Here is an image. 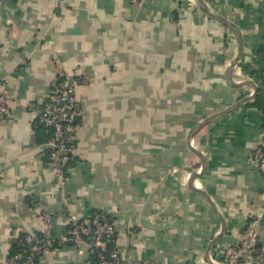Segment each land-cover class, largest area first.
Listing matches in <instances>:
<instances>
[{
    "label": "crops",
    "instance_id": "1",
    "mask_svg": "<svg viewBox=\"0 0 264 264\" xmlns=\"http://www.w3.org/2000/svg\"><path fill=\"white\" fill-rule=\"evenodd\" d=\"M206 1L234 28L199 0H0V264L28 232L45 237L38 264L89 259L60 242L70 211L112 219L128 264H219L251 228L262 251L238 264H264V0ZM61 69L91 76L64 186L38 121Z\"/></svg>",
    "mask_w": 264,
    "mask_h": 264
},
{
    "label": "built area",
    "instance_id": "2",
    "mask_svg": "<svg viewBox=\"0 0 264 264\" xmlns=\"http://www.w3.org/2000/svg\"><path fill=\"white\" fill-rule=\"evenodd\" d=\"M77 81L71 80L65 70H60L58 80L55 85L51 102L45 110L38 115L41 124L53 129V137L48 141V165L55 170L58 182L64 186L66 184L67 171L70 168V160L76 147L75 137L71 133L74 119L77 115L75 110V85L77 82L89 83L91 76L88 70H81ZM3 84V85H2ZM11 107L10 89L0 83V121L6 120ZM253 160L258 168L264 173V142H260L255 147ZM43 223L51 224L53 216L44 210L41 213ZM70 227L68 234L60 241H72L76 244L87 243L91 252H96L99 256L98 264H128L119 260V253L109 250L108 241L114 236L115 223L110 218L98 219L97 216L86 220L78 215L69 212ZM91 234V237L88 235ZM259 233L255 228H251L238 244H231L226 247L221 260L215 259L219 264H238L259 255L262 251L258 245ZM24 240L28 243V253L22 264H38L40 255L46 249V242L35 233L28 232L24 235ZM109 253V254H108ZM80 264H92L87 259Z\"/></svg>",
    "mask_w": 264,
    "mask_h": 264
},
{
    "label": "trees",
    "instance_id": "3",
    "mask_svg": "<svg viewBox=\"0 0 264 264\" xmlns=\"http://www.w3.org/2000/svg\"><path fill=\"white\" fill-rule=\"evenodd\" d=\"M42 126H43V124H42ZM48 129L50 132L48 139H51L53 137V129L51 127H48ZM46 148L49 149V146L46 145ZM71 161H72V159L70 160V164H71ZM36 235L38 237H40L43 241H45V237L42 234L37 233ZM88 236L91 237V234H89ZM258 245L260 246L259 243H258ZM27 253H28V243L24 240V235H23L22 238L20 239V241L18 242L16 249L11 253L10 261L12 262V264H22ZM89 260L92 262V264H98V262H99L98 254L96 252H91V256H90ZM119 260L123 261L121 259L120 255H119Z\"/></svg>",
    "mask_w": 264,
    "mask_h": 264
},
{
    "label": "water",
    "instance_id": "4",
    "mask_svg": "<svg viewBox=\"0 0 264 264\" xmlns=\"http://www.w3.org/2000/svg\"><path fill=\"white\" fill-rule=\"evenodd\" d=\"M199 1L202 3L204 9H205L209 14L213 15L214 17L220 18V19L223 20L228 26H230L231 28H234L233 25H232V22H231L229 19H227V18L221 16L220 14H218L216 11H214V10L209 6V4H208V2H207L206 0H199ZM240 60H241V56H240V54H238V56L236 57L234 63L231 65V71H234V70L237 68V66L240 64ZM79 119H80L79 115H76L74 120H75V121H78ZM107 247H108L109 250H114V236L112 237L111 240L108 241V243H107Z\"/></svg>",
    "mask_w": 264,
    "mask_h": 264
}]
</instances>
